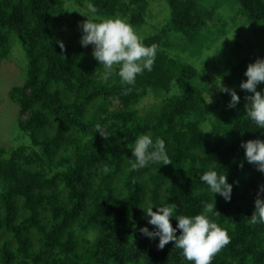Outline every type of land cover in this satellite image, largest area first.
<instances>
[{"label": "trees", "instance_id": "trees-1", "mask_svg": "<svg viewBox=\"0 0 264 264\" xmlns=\"http://www.w3.org/2000/svg\"><path fill=\"white\" fill-rule=\"evenodd\" d=\"M155 1L93 0L100 15L128 18L134 27L148 23ZM167 2L165 26L145 39L158 46L153 70L124 85L118 76L104 81L82 34L66 40L55 30L68 4L86 8V0H0V65L16 42L28 54L25 82L11 96L31 139L0 145V264H188L173 242L160 249L158 237L140 231L155 230L142 208L162 198L177 205V215L197 214L216 199L221 215L213 219L231 243L212 264H264V224L249 222L264 172L247 162L241 147L264 139V129L247 118L251 93L240 87L248 65L264 53H245L238 42L233 49L240 55L230 66H215L213 76L183 56L211 48L210 24L228 8L234 20L261 25L264 44V0ZM179 46L183 53H176ZM220 81L240 96L235 108L222 91L216 104L205 101ZM257 90L264 92V83ZM149 94L159 102L145 110L140 105ZM97 124L108 139L96 133ZM148 132L165 139L172 163L132 170L135 140ZM209 166L233 184L230 201L201 181Z\"/></svg>", "mask_w": 264, "mask_h": 264}, {"label": "clouds", "instance_id": "clouds-1", "mask_svg": "<svg viewBox=\"0 0 264 264\" xmlns=\"http://www.w3.org/2000/svg\"><path fill=\"white\" fill-rule=\"evenodd\" d=\"M86 8V12L78 11L87 17L80 25L81 44L84 47L93 46V56L99 65L103 66L105 82L113 76H118L122 84L134 85L138 76L143 75L145 71L153 70L158 46L147 45L146 37L134 28L128 18L119 16L106 18L100 15L93 0H86ZM60 46L64 47L63 42ZM209 56L211 55L206 54V58ZM245 75L247 79L242 81L240 87L251 93L246 97L247 118L254 122L257 128L264 129V92L257 90L258 85L264 83V58H258L250 63ZM217 86L220 91L231 95L229 107L235 108L240 102L236 90L224 86L221 81ZM205 101L211 103V96L208 95ZM97 132L105 139L109 138L108 130L100 124L96 125ZM241 147L245 150L247 162L255 164L259 171L264 172V139L242 142ZM132 155L135 160L131 167L135 171L148 167L149 164L172 163L165 139L154 140L151 132L140 134L136 138ZM201 181L208 186L214 196L219 194L225 200H231L233 184L229 183L226 173L209 166L201 176ZM154 207L157 210L154 211ZM142 209L149 218V223L155 226V230H149L145 226L140 231L153 240L158 237L160 249L173 242L174 246L181 250L182 257L188 264H212L214 256L231 243L228 230L213 219L214 216L221 215L216 209V199L205 202L203 210L194 215H177V205L174 202L169 203L164 198L161 204H149L146 209ZM172 219L178 221L177 226H173ZM249 222L253 225L264 224V185L259 188L255 210L249 217Z\"/></svg>", "mask_w": 264, "mask_h": 264}, {"label": "rangeland", "instance_id": "rangeland-1", "mask_svg": "<svg viewBox=\"0 0 264 264\" xmlns=\"http://www.w3.org/2000/svg\"><path fill=\"white\" fill-rule=\"evenodd\" d=\"M68 7L70 8L68 16L64 20L54 23L55 30L66 40L72 39L78 33L82 34L80 25L83 21L80 19L87 20V17L80 13L86 12L87 8L75 3L68 4ZM170 14L171 9L167 0L155 1L152 5V16L149 18L148 23L142 27L134 28L144 37L150 36L165 26ZM243 24L241 17L233 19V13L229 8L223 10L210 24L214 35L210 43L211 48L204 51L193 49L183 54V56L187 61L193 62L200 70H207L205 76H213L217 65L230 66L229 61L234 57L237 58L241 53L239 48L233 49V46L237 45L238 42L245 53L256 51L262 56L264 44L261 43L257 31L263 27L261 25ZM184 50L183 46H179L176 53H183ZM206 54L211 56L206 58ZM28 62V54L23 45L16 42L11 57L0 65V145L2 146L19 147L31 143L30 136L23 132L20 126L22 119L21 107L11 96L13 88L25 82V70ZM206 94L211 96V103L216 104L221 91L217 84H212L211 89ZM158 102L159 100L154 94H149L140 107L145 110L150 109Z\"/></svg>", "mask_w": 264, "mask_h": 264}]
</instances>
